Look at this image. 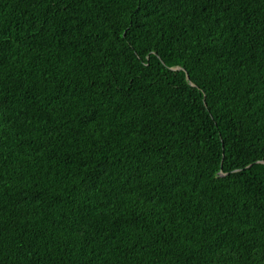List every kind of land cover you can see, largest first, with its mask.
Listing matches in <instances>:
<instances>
[{"label":"trees","instance_id":"16d2710c","mask_svg":"<svg viewBox=\"0 0 264 264\" xmlns=\"http://www.w3.org/2000/svg\"><path fill=\"white\" fill-rule=\"evenodd\" d=\"M0 264H264V0H0Z\"/></svg>","mask_w":264,"mask_h":264}]
</instances>
